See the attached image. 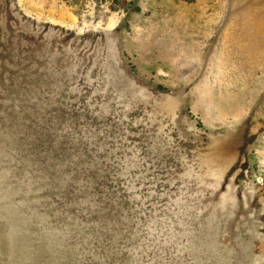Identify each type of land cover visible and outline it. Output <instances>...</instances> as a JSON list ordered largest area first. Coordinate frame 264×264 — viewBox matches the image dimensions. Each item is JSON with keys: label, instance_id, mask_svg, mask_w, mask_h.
<instances>
[{"label": "rangeland", "instance_id": "rangeland-1", "mask_svg": "<svg viewBox=\"0 0 264 264\" xmlns=\"http://www.w3.org/2000/svg\"><path fill=\"white\" fill-rule=\"evenodd\" d=\"M0 264H264V0H0Z\"/></svg>", "mask_w": 264, "mask_h": 264}]
</instances>
